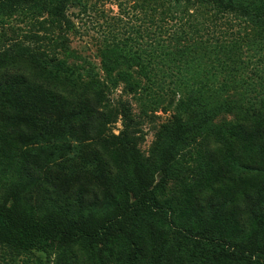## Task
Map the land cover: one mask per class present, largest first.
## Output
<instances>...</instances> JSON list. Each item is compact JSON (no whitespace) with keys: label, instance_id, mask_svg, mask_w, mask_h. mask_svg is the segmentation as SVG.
I'll return each instance as SVG.
<instances>
[{"label":"trees","instance_id":"1","mask_svg":"<svg viewBox=\"0 0 264 264\" xmlns=\"http://www.w3.org/2000/svg\"><path fill=\"white\" fill-rule=\"evenodd\" d=\"M71 1L0 0V24L5 16L27 11L41 17L44 31L32 33L27 43L0 31V139L10 133L15 116L5 96L10 83L23 86L17 100L33 117L42 113L37 103L47 98L73 117L72 135L80 127L82 137L77 136L87 143L77 151L86 166L102 164L115 202L107 214L69 213L61 207L44 211L20 184L9 186L0 199V258L6 262L1 255H23L40 261L33 253L40 249L55 257L54 264H66L65 256L86 264H141V258L146 264H167V254L181 248L191 264H264V215L251 214L236 200L238 231L226 235L212 219L215 210L204 213L215 205L226 210L225 202L210 196L205 205L193 204L188 197L203 189L209 168L201 167L202 160L210 166L212 154H231L240 138L264 126V60L259 68L245 58L251 56L253 40L264 45V0H153L149 6L157 4L160 17L179 20L172 35L179 34L176 42L184 45L162 54L138 47L135 81L131 74L108 68L110 59L98 74L82 72L60 58L56 47L67 51L66 35L73 27L66 13ZM138 1L143 7L152 0ZM191 25L194 29L188 32ZM199 25L202 33L208 32V44L193 35ZM216 26L220 32L210 38ZM118 85L120 94L113 98ZM125 93L139 104L138 117L122 97ZM169 108L143 151L141 123ZM117 121L120 127L114 133ZM21 167L22 175L36 180L31 189L40 190L41 168L28 161ZM180 214L190 216L191 228L176 221ZM120 243L128 245L124 255L114 250Z\"/></svg>","mask_w":264,"mask_h":264},{"label":"rangeland","instance_id":"2","mask_svg":"<svg viewBox=\"0 0 264 264\" xmlns=\"http://www.w3.org/2000/svg\"><path fill=\"white\" fill-rule=\"evenodd\" d=\"M150 4L155 2L152 0L140 7L138 0H72L66 6V13L73 22V27L66 35L68 49L63 51L56 47V51L59 52L61 59L82 72L102 74V67L107 59H110L106 66L112 68L114 73H128L127 75L131 74L133 81L138 80V66L133 60L138 56V47L139 50L143 49L147 53L162 54L184 45V42H176L174 36L179 34L172 35V31L181 25L178 24L179 20H173L169 16L160 17L157 14L159 10H155L157 4L156 7L155 5L150 7ZM197 17V20L201 21L202 18ZM39 19L40 16L36 18L30 12L19 11L2 18L0 31L8 37H20L27 43L34 37L32 33L38 35L44 33ZM193 21L195 20L192 19ZM192 25L186 28L188 32L194 29ZM232 26L235 29L238 24L235 22ZM202 30L200 25L197 26L193 35L198 38L201 36V40L208 44V32L202 33ZM217 32H220L219 26L213 27L210 38H214ZM55 36L56 32L53 38ZM190 42L193 45V42ZM191 44L189 47L192 46ZM193 47L196 48L197 45ZM250 48L253 49L248 52L251 56L245 58L261 68L264 60V45H257L253 40ZM257 76L253 74V77ZM20 87L23 89V86ZM20 87L10 83V87L5 92L8 104H13L10 107L15 116L10 120L13 129L11 128L8 136L0 139V199L9 186L20 184L23 192L29 191L30 201L40 202L44 211L51 210L52 207L56 209L61 207L69 213H109L115 200L112 199L103 179L102 164L99 162L97 166L91 168L82 161V154L78 153L77 149H83L87 141L79 139L78 136H82L79 135L81 129L78 126L75 128L78 136L71 134L70 127L75 125L73 117L69 113L68 116L64 115L61 106L53 104L47 98L37 103L42 107V113H38V117H33L30 111L21 108L17 100L16 93ZM120 87L121 85L116 87L111 97L116 98L120 94ZM122 97L131 102L133 111L138 117L139 104L136 100L128 93L122 94ZM52 105L56 107H51ZM169 111L170 108L166 113L157 111L159 117L154 118L152 122L141 123L144 137L140 148L143 151L147 152L150 145L154 125L167 118ZM119 127L120 123L117 121L112 129L113 132L117 133ZM238 142L235 151L229 155L220 152L212 154L209 157L210 166L203 160L200 162L203 169L209 168L207 177L202 180L203 189L199 192H191L188 196L191 197L190 201L193 204L202 201L205 205L210 199L204 198L210 196L217 200L215 202H225L226 210L215 205L206 207L204 213L209 210L214 213L215 210L212 219L219 231L226 235L238 231L239 218L233 209L237 207L236 200H240L239 204L244 205L251 214L264 215V126L246 134ZM26 161L41 168L40 190L37 189L38 186L31 189L36 184L35 179L33 181L22 175L21 166ZM184 193L187 194L185 191ZM230 198L233 200L227 201ZM189 218L188 215L180 214L176 221L186 228H191ZM114 250L124 255L128 245L125 243L114 245ZM78 252L83 254L86 251ZM33 253L40 258V261L35 258L28 259L23 255L12 258L4 254L1 256L5 257L6 262L2 258L0 261L2 264H46V262L54 264L56 261L54 256L47 255L40 249H33ZM79 255L77 257L80 258ZM165 259L167 264H191L187 259L186 250L181 248L179 251L167 254ZM63 260L66 264H86L81 260L78 261L76 257L69 259L65 256ZM85 260H88L87 257ZM258 260L262 261V257ZM140 263L146 264L143 258L140 259Z\"/></svg>","mask_w":264,"mask_h":264}]
</instances>
